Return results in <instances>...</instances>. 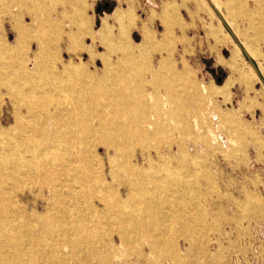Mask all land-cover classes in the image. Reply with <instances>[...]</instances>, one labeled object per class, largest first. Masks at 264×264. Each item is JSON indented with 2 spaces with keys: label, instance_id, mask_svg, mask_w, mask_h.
Wrapping results in <instances>:
<instances>
[{
  "label": "rangeland",
  "instance_id": "1",
  "mask_svg": "<svg viewBox=\"0 0 264 264\" xmlns=\"http://www.w3.org/2000/svg\"><path fill=\"white\" fill-rule=\"evenodd\" d=\"M0 142V264H264V0H0Z\"/></svg>",
  "mask_w": 264,
  "mask_h": 264
},
{
  "label": "bare ground",
  "instance_id": "2",
  "mask_svg": "<svg viewBox=\"0 0 264 264\" xmlns=\"http://www.w3.org/2000/svg\"><path fill=\"white\" fill-rule=\"evenodd\" d=\"M14 23H15V29L17 30V34H18L17 44L13 48L4 47V50H6L8 52H13V53L14 52L15 53H19L22 50L23 44L26 42L27 38L31 35V28L27 27L24 24V22L22 21V19H20V18L15 19ZM102 37H103V40L107 43V46H108L109 50H110L111 45H113V46H115L117 48L116 51H111L110 50V53L116 54L118 56L121 55L122 58L120 59V63H125V62H127V61H129L131 59L136 58V57L144 58L152 50L153 51H162L165 48H169V46L171 45V39L169 38V36H165L164 37V41L159 43V44H157L155 42V38L152 35L147 34L144 37L143 42L140 45H138L136 50H135L134 47L130 43V40H129V37H128V27H126V26L122 27L120 29V31H119L117 36H113L111 32L109 33V31L106 32V29H105V30L102 31ZM47 44H48L47 42H40L38 60L41 59V58H47V57L51 56V50L48 49ZM135 51H137L138 54H136ZM111 62H112L111 58H106L104 60V64H105L106 67H109L111 65ZM167 66L168 65L166 63H163L162 66H161V70H166ZM71 71L74 72L75 69H73V70L72 69H67L68 73H71ZM229 85H230V83H227V85L224 88H222V89L228 88ZM20 95H22V94H20ZM19 98H21V97L19 96ZM64 98H65V96H64ZM82 112L85 113V111H82ZM107 125L108 124H104L103 125L102 124V120L100 122V127H98L97 129L94 128L92 124L90 126H84L83 125L82 126L83 127L82 128L83 129L82 132L84 133L85 136L92 137V136L100 135L102 138H104V134L106 133L107 127H108ZM142 125L143 124H141L140 127H136V131L143 130ZM147 128H148V130L151 129L150 126L147 127ZM115 131L120 135L121 139L124 140V141L132 136L131 135L132 132L124 124H118L116 126ZM16 148H17V146H16ZM18 149H19V147H18ZM2 151H3V149H2ZM14 152H15V150H14ZM56 152H57L56 150L50 151V153H53V154L56 153ZM11 154H13V152L10 149L9 150H5V153L2 156H6V157L3 158L2 160H0V171L4 170L6 168V165L11 160V158H10ZM19 155H20V152H18V151L15 154H13V156H19ZM61 156H62V154H61ZM30 157H31L30 160L32 161L35 158V155L31 154ZM0 189H1V187H0Z\"/></svg>",
  "mask_w": 264,
  "mask_h": 264
},
{
  "label": "water",
  "instance_id": "3",
  "mask_svg": "<svg viewBox=\"0 0 264 264\" xmlns=\"http://www.w3.org/2000/svg\"><path fill=\"white\" fill-rule=\"evenodd\" d=\"M109 8V4H106L105 6H104V9H108ZM101 10V8L99 7L98 8V11H100ZM225 76V75H224ZM222 82V79H219L218 80V83H221Z\"/></svg>",
  "mask_w": 264,
  "mask_h": 264
},
{
  "label": "crops",
  "instance_id": "4",
  "mask_svg": "<svg viewBox=\"0 0 264 264\" xmlns=\"http://www.w3.org/2000/svg\"><path fill=\"white\" fill-rule=\"evenodd\" d=\"M150 8H151V10H152V12H151V13H153V12H154V11H153V10H154V8H156V7H155V5L153 4V5H151V7H150ZM143 31H144V30H143Z\"/></svg>",
  "mask_w": 264,
  "mask_h": 264
}]
</instances>
